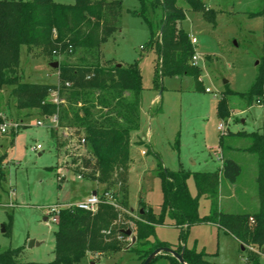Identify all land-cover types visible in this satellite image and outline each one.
Wrapping results in <instances>:
<instances>
[{"label": "rangeland", "instance_id": "374dc122", "mask_svg": "<svg viewBox=\"0 0 264 264\" xmlns=\"http://www.w3.org/2000/svg\"><path fill=\"white\" fill-rule=\"evenodd\" d=\"M201 1L203 10L193 9L185 0H179L186 12L181 25L195 43L199 81L190 74L164 76L160 78V88L153 87L159 55L149 43L151 33L147 23L132 13L140 9L139 0H122L121 27L102 43L104 64L137 63L142 75V131L132 135L130 169L125 184L117 183L105 189L104 184L82 173V178H77L74 169L88 154V146L75 144L74 140L60 146L62 140H53L52 130L56 127H49L47 121L37 126L36 120L41 117L38 111L26 115V111L16 108L10 96L11 87L0 88L1 121L5 117L6 121L22 124L17 132H0V157L6 153L4 178L0 183V251L21 248L19 258L23 261L53 260L57 224L44 219L43 208L84 200L94 186L99 194L108 192L107 198L116 206L124 200L126 190L125 200L133 218L137 217L140 202L159 214L163 190L156 171L158 161L172 171L183 168L192 173L220 172L223 157H233L240 163L242 172L233 183L220 173L219 207L238 213L258 209L257 160L256 155L247 150L250 138L245 134L264 133V94L254 96L251 102L248 94L264 61V0ZM206 12L214 17L207 19ZM147 14L158 33L160 10L153 12L149 8ZM190 61L193 63L192 57ZM49 63L48 54L37 50L28 53L25 45L20 46L19 68L26 81L57 84L56 70ZM156 95L158 98L152 104ZM224 96L228 115L221 119L218 105ZM220 122L226 126L223 133L217 129ZM57 130L60 136L73 132V129ZM219 135L224 138L223 149ZM142 136L145 139H141ZM37 144H41L42 149H34ZM142 148L146 151L144 156L140 153ZM76 160L78 165L74 166ZM187 187L195 197L197 188L193 176L187 179ZM198 200L199 216H204L209 212L210 199L202 195ZM119 218L124 225L132 226L124 214ZM178 233V228L172 225L155 228V237L171 247L181 243ZM31 240L34 243L29 246ZM118 240L122 248L131 241L130 237ZM182 245L206 253L205 259L211 264H242L247 253L234 237L209 224L192 225ZM78 264L141 262L134 251L122 249L88 254ZM152 264H170V260L159 256ZM259 264H264V253L260 255Z\"/></svg>", "mask_w": 264, "mask_h": 264}, {"label": "trees", "instance_id": "16d2710c", "mask_svg": "<svg viewBox=\"0 0 264 264\" xmlns=\"http://www.w3.org/2000/svg\"><path fill=\"white\" fill-rule=\"evenodd\" d=\"M138 11L132 13L147 23L151 47L159 55V67L154 77L155 89L160 88V78L173 75H193L199 81V68L190 59L195 49L190 34L183 28L186 12L179 0H139ZM193 9L203 10L201 0H185ZM160 10L159 32L147 14L148 9ZM122 0H73L62 3L57 0H0V88L11 87L10 96L18 110L30 115L38 111L41 117L58 114V125L53 140L60 146L69 138L79 141L85 138L88 154L74 172L87 178L110 185L125 184L130 169L132 135L141 128L142 75L137 63L129 66L117 62L104 64L101 46L121 27ZM207 19L214 14L206 12ZM28 53L37 50L57 61V84L26 81L19 68L20 46ZM250 90V102L254 96L264 94V61ZM56 92L61 100L53 101ZM226 96L218 105L222 119L228 115ZM0 119V123H1ZM73 129L70 136L58 134L57 129ZM240 134V132H238ZM14 135V134H12ZM247 150L256 155V185L258 209L254 212H227L219 207V180L222 177L236 182L242 172L240 163L233 157L224 156L220 172H189L180 168L172 171L158 161L156 171L162 180L163 203L159 214L140 202L137 217L129 215L126 190L118 206L103 200L95 212L71 206L60 211L54 232V259L49 262L21 260V248L0 251V264H78L88 254L118 252L122 249L119 238L130 237L125 230L135 232L136 242L128 249L136 253L141 264L160 246L170 244L155 237L157 225L178 228L181 242L175 246L183 252L188 264H211L206 253L188 249L186 241L192 225L211 223L219 230L234 237L245 246L242 264H259L264 253V133L252 131ZM219 135L220 148H225ZM12 143V142H11ZM156 155V154H155ZM159 158V157H158ZM6 153L0 157V183L4 178ZM70 165V162H66ZM155 169V168H154ZM87 170V172H85ZM73 171V170H72ZM193 176L197 195L191 196L187 179ZM210 199L209 212L199 216L200 196ZM142 210V211H141ZM132 223L124 225L122 218ZM132 227V228H131ZM170 264H181L169 254ZM151 263V264H152Z\"/></svg>", "mask_w": 264, "mask_h": 264}, {"label": "built area", "instance_id": "2783aa9c", "mask_svg": "<svg viewBox=\"0 0 264 264\" xmlns=\"http://www.w3.org/2000/svg\"><path fill=\"white\" fill-rule=\"evenodd\" d=\"M191 41H192L193 45H195L194 40H192V38H191ZM192 59H193V64H197L198 57H197L196 54H194L192 56ZM207 91H209V89H207ZM53 96H54L53 101L55 103H58V102L61 101L58 98L56 92L53 93ZM3 119L4 120L0 123V132L1 133H5L8 130H12V131L14 130L15 132H17L19 126H22V124L18 123L17 121L16 122L6 121L5 117H3ZM46 121H47L49 127H57V125H58V114L55 113V114L48 115V116H45V117H40L39 119L36 120V125L37 126H43L46 123ZM217 129H218L219 132L223 133L225 131V129H226L225 123L224 122H220L218 124ZM65 135L66 136H70V133L69 132H65ZM70 140H74L75 144H78L80 146H84L85 142H86L84 137L81 138L79 141H77V139H75L73 137L69 138V141ZM33 148L34 149H42V146H41V144H37ZM141 153L145 154L146 151L142 150ZM219 153L220 152H217V154H219ZM219 155H218L219 158H222V155L221 154H219ZM64 164L66 165V162H64ZM61 171H62V167H60V169H59L60 173H61ZM61 175L65 176L63 172H62ZM76 177L81 179L82 178V174L78 173L76 175ZM59 179H60V177H59ZM108 195H109L108 192H104L102 194H99L98 191H97L96 195H93L91 193L90 196H88L86 199L78 201V202H75V203H66V204L65 203H61V204H54V205H51L49 207H44L43 208V213L45 214V218H46L47 222L57 224L58 223V219H59V213H60L61 210L65 209V208H69L71 206H76V207H78L80 209H83V210H87V211H90V212H95L98 209L99 203L102 202L105 199H106V201H109L110 203L114 204L113 202H111L109 200V198H107Z\"/></svg>", "mask_w": 264, "mask_h": 264}, {"label": "water", "instance_id": "95a60500", "mask_svg": "<svg viewBox=\"0 0 264 264\" xmlns=\"http://www.w3.org/2000/svg\"><path fill=\"white\" fill-rule=\"evenodd\" d=\"M50 67L56 69L58 67V62L57 61H52L49 63ZM118 66H120L121 64H117ZM93 195L97 194V191H92ZM142 211V210H141ZM46 220V219H45ZM125 233L127 235L130 236V244L128 246H126V250L129 249L135 242H136V235L133 234L131 229H127L125 230ZM34 243L33 240L30 241L29 246H32ZM241 249L244 250L245 246L242 244L241 245ZM159 254H169L171 256H173L174 258H176L181 264H188L183 257V252H178L176 249L169 247V246H160L158 248H156L153 252H151L146 259L143 261L142 264H151L152 261L159 255Z\"/></svg>", "mask_w": 264, "mask_h": 264}, {"label": "crops", "instance_id": "0c3cea01", "mask_svg": "<svg viewBox=\"0 0 264 264\" xmlns=\"http://www.w3.org/2000/svg\"><path fill=\"white\" fill-rule=\"evenodd\" d=\"M55 72H56V75L58 76L57 71H55ZM57 83H58V82H57ZM157 98H158V96L156 95V96L154 97V99L152 100V104L155 103V101L157 100ZM141 123H142V122H141ZM140 131H142V124H141V128H140V130H139L138 132H140ZM138 132H137V133H138ZM141 139H145V136H142ZM142 150H145V149L142 148V149L140 150V153H141ZM155 154H156V153H155ZM141 155L144 156V155H146V153H145V154H142V153H141ZM94 187H95V188H94ZM94 187H93L94 189L92 188V191H94V190L97 191V187H96V186H94ZM44 219H46V218H44ZM203 224H209V225H212V226L216 227L215 225H213V224H211V223H203ZM163 225H167V224H163ZM216 228H217V227H216ZM217 229H218V228H217ZM236 241H237V240H236ZM237 242H238V241H237ZM238 243H239V242H238ZM239 245H240V244H239ZM240 247H241V246H240ZM172 248L175 249V247H172Z\"/></svg>", "mask_w": 264, "mask_h": 264}]
</instances>
